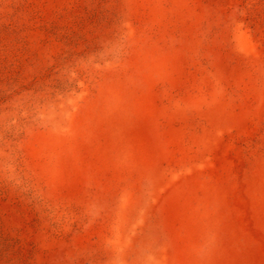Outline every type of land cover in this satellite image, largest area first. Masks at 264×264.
Returning a JSON list of instances; mask_svg holds the SVG:
<instances>
[{
	"label": "rangeland",
	"instance_id": "obj_1",
	"mask_svg": "<svg viewBox=\"0 0 264 264\" xmlns=\"http://www.w3.org/2000/svg\"><path fill=\"white\" fill-rule=\"evenodd\" d=\"M0 264H264V0H0Z\"/></svg>",
	"mask_w": 264,
	"mask_h": 264
}]
</instances>
